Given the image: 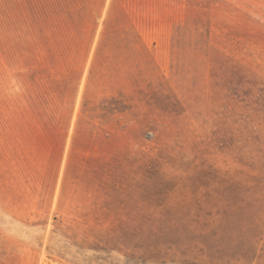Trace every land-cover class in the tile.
Masks as SVG:
<instances>
[{
  "label": "rangeland",
  "instance_id": "374dc122",
  "mask_svg": "<svg viewBox=\"0 0 264 264\" xmlns=\"http://www.w3.org/2000/svg\"><path fill=\"white\" fill-rule=\"evenodd\" d=\"M0 264H264V0H0Z\"/></svg>",
  "mask_w": 264,
  "mask_h": 264
}]
</instances>
